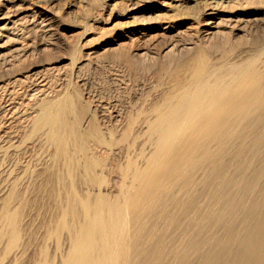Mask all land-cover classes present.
Here are the masks:
<instances>
[{
	"label": "bare ground",
	"instance_id": "6f19581e",
	"mask_svg": "<svg viewBox=\"0 0 264 264\" xmlns=\"http://www.w3.org/2000/svg\"><path fill=\"white\" fill-rule=\"evenodd\" d=\"M127 1L152 12L120 28L118 39L130 41L119 55L127 65L158 54L151 43L169 34L224 37L264 12V0ZM52 2L0 0V160L38 148L34 169L46 173L53 198L70 202L47 230L68 236L58 264H264L262 38L249 39L244 54L217 53L214 61L205 46L190 49L151 97L111 108L80 98L55 62L32 57L35 47H61L46 38ZM189 3L196 15L186 12ZM44 14L48 21L38 23ZM113 41L102 42L104 51ZM176 41L163 54L194 45ZM70 53L58 61L78 64ZM0 216V239L10 235L8 260H16L18 226L30 220L8 208Z\"/></svg>",
	"mask_w": 264,
	"mask_h": 264
},
{
	"label": "rangeland",
	"instance_id": "374dc122",
	"mask_svg": "<svg viewBox=\"0 0 264 264\" xmlns=\"http://www.w3.org/2000/svg\"><path fill=\"white\" fill-rule=\"evenodd\" d=\"M135 4L136 1L127 0H53L49 6L54 14V18L52 17L50 20L54 26H52L53 29L45 31L47 34L46 38L47 40L53 38L52 40H56L59 44L61 43L59 45L61 47L55 50H48L43 48V46L35 47L32 57H46L49 59L47 61L55 62L56 70L69 80H66L67 84L71 85L72 90L79 93L80 98L91 100L90 102L92 103L94 100L97 102L96 99H98V101L108 102L107 105L111 108L115 104L114 108L122 109L123 104L128 103V101L131 102L137 98H143L144 95L145 98L151 97L157 83L159 84L161 80H165L171 74L170 72L175 69L174 67L177 63L176 58L182 54L192 53V50H198L202 48L201 46L203 48L205 46L206 49H204L207 53H210L209 56L214 61L215 58L219 59L218 57L223 53L222 56L225 57H229L232 53L235 54L237 50L238 52L242 50L243 54L246 53L244 49H248L249 39L251 38H258L260 44H263L264 41V12L259 11L255 16L257 17L255 20L251 19L249 24L244 23L245 31L234 30L229 33L226 30L224 37L218 35V37L202 38L201 35V39L187 34L179 36L169 34L167 37L160 38L153 44L151 43L150 49L158 54H154L152 58L149 56L134 57V63L127 65L122 56L119 55L129 50L130 41L118 39L120 38V28L137 18L152 15V12H147L145 9H135ZM188 6L186 12L194 13L195 15L198 13V9L191 3ZM253 8L252 6L247 9L248 11H244L254 12L251 11ZM49 16L44 14L39 17L41 20L38 19L37 22L40 23L42 18L44 21H48ZM34 38L36 39L35 35ZM105 39L114 40L107 51H104L101 46ZM176 39L179 44L194 41V45L188 50L181 49L178 51L177 49H172L171 52L163 54L165 46L170 45ZM226 40H229L230 45L229 43L227 45ZM231 44L235 46L232 47ZM144 45L147 47L149 44L146 42ZM219 46L223 48L221 47L220 49ZM227 46L231 48L229 47V49ZM88 48L94 49V53L90 56L84 55ZM71 49L74 50L75 56L77 55L73 58H77L75 59L77 60L76 63L78 61L79 63L71 65L68 62H59L60 55H65L72 59L71 55H69L71 54ZM234 49L235 51H233ZM217 53L221 54L218 55ZM225 57H222V59L224 60ZM99 110L100 108L96 109L98 117L104 115ZM0 133L1 136L5 134ZM18 137L21 142V140L25 139V134L22 133ZM0 143H3V141L0 140ZM24 150L20 151L21 153L18 152L20 153L19 155L17 153L16 155L6 154L0 160V168L2 170H0V210L8 208L10 211L17 213L20 219L28 217L27 220H30L28 227L24 228L22 224L18 226L17 243L21 245L22 253L20 254L22 255L19 254L20 256L16 260H8V247L11 242L10 235L6 233L0 239V264H37L41 260L49 264H58L62 254L65 252L68 236L65 232L55 236L50 235L47 230L49 231L56 225L61 212L70 202H67V198H53L51 185L45 182L46 173L41 169L40 171L39 169L38 171L34 169L35 158H39L38 148H28L26 149L27 151L25 150L26 152ZM38 172L44 176L42 174L43 177L40 176ZM11 182H13V185ZM77 189V186L74 185L72 191L76 192ZM75 210L80 213V209L77 208ZM75 219L73 215H66V221L70 226L73 225ZM0 221H2L1 216ZM22 247H25L26 250Z\"/></svg>",
	"mask_w": 264,
	"mask_h": 264
}]
</instances>
